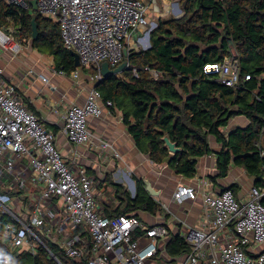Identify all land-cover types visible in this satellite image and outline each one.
<instances>
[{
  "label": "built area",
  "instance_id": "built-area-1",
  "mask_svg": "<svg viewBox=\"0 0 264 264\" xmlns=\"http://www.w3.org/2000/svg\"><path fill=\"white\" fill-rule=\"evenodd\" d=\"M4 1L26 9L31 5V0ZM148 8L145 0H37V10L59 24L65 46L79 54L80 65L97 69L91 76L94 83L103 79L105 61L116 67L123 61L124 48L133 49L129 41L140 39V33L148 30ZM176 9L182 13L175 17H181L183 10ZM11 40L0 29V45L17 51L18 44L8 45ZM204 72L216 75L220 83L237 86L241 77L237 53L206 64ZM28 73L34 75L33 70ZM150 74L159 75L156 70ZM71 75L78 78L79 70ZM249 78L246 75L243 80ZM113 105L111 100L104 102L93 87L85 103L52 111L61 118V131L71 144L92 147L95 135L89 119ZM98 143L102 148L108 145ZM115 157L120 155L115 153ZM98 182L85 166L67 160L57 132L29 108L18 86L0 68V243L10 247L0 250V264H19L22 253L35 258L40 247L63 264L43 237L69 257L87 256L88 264H174L166 253L169 227L134 215H106L95 190ZM197 192L182 184L173 198L192 199ZM202 198L206 222L180 229L179 235L192 249L178 264H264V252L252 255L248 249L253 243L264 244V182L252 185L240 199L228 187L220 192L202 191ZM162 209L169 212L165 203ZM137 230L142 235L134 238Z\"/></svg>",
  "mask_w": 264,
  "mask_h": 264
},
{
  "label": "trees",
  "instance_id": "trees-1",
  "mask_svg": "<svg viewBox=\"0 0 264 264\" xmlns=\"http://www.w3.org/2000/svg\"><path fill=\"white\" fill-rule=\"evenodd\" d=\"M179 1L183 15L159 20L150 33V47L131 49L123 58L129 67L122 75H107L96 83V88L104 102L111 100V108L122 111L136 145L154 163L167 164L175 173L193 177L198 159L216 153L218 172L213 180L226 177L234 162L246 168L257 185L262 184L264 0ZM33 19L39 30L36 39L32 38ZM10 26L30 39L34 49L52 56L57 71L70 74L80 68L75 65L72 49L65 46L59 24L32 5L26 9L0 0V29L7 31ZM232 50L237 53L241 73L237 86L220 83L216 75L204 72L206 64L224 61ZM81 68L97 73L95 67ZM150 70H156L158 77L153 78ZM246 75L250 78L243 80ZM238 115L246 116L249 124L226 134L223 128ZM165 136L179 151H170ZM210 136L220 144L218 150L211 147ZM134 178V196L122 184L113 182L111 174L100 181L104 187L113 186L120 201L116 208L104 204L106 215H134L141 220L140 212L162 213V204L149 194L141 179ZM233 186L228 188L234 192ZM141 235L142 231L137 230L134 238ZM49 247L63 264H88L87 256L69 257L59 246ZM191 249L183 237L170 233L166 253L173 262ZM0 250L9 251L10 247L0 243ZM18 258L19 264L26 262L22 258L35 264H58L44 247L39 248L35 258L27 253Z\"/></svg>",
  "mask_w": 264,
  "mask_h": 264
},
{
  "label": "crops",
  "instance_id": "crops-1",
  "mask_svg": "<svg viewBox=\"0 0 264 264\" xmlns=\"http://www.w3.org/2000/svg\"><path fill=\"white\" fill-rule=\"evenodd\" d=\"M133 44L131 42L129 46L134 48ZM27 66L29 65L23 58L12 54L0 45V68L3 70L4 77L18 86L29 108L57 132L59 147L67 160L75 166H85L88 173L99 181L98 187L102 189L97 193L98 196L102 194L100 191L110 192L114 202L113 208L119 206L120 201L114 195V187L100 185L101 180L111 174L113 182L122 184L131 194L136 189L134 177L144 182L147 191L145 181H148L154 189V193L151 194L148 191L149 194L161 204H167L169 212L163 210L158 215L140 212L139 217L150 224L165 223L171 233L179 234L182 227H199L206 222L207 212L203 204L202 191L212 189L220 192L234 185V194L240 199L247 194L252 185L256 184L254 177L248 174L246 168L237 166L234 162L231 163L226 177L213 180L212 177L218 172L216 153L198 159L197 174L193 177L177 174L167 164L154 163L149 155L143 153L136 145L128 126L124 123L122 111L111 107H104L100 116L89 119V128L95 135V144L92 147L71 144L61 131V118L52 110L58 108L63 111L71 103H85L89 91L96 87V83L93 82L94 84L89 86L85 81L80 82L79 77L72 76V73L64 75L56 70L53 72L44 70L39 73V69ZM30 69L36 74H29ZM42 75L49 81H43ZM82 76L86 79L87 75L82 73ZM248 124L249 119L246 116L238 115L229 121L223 131L227 134L235 127H245ZM99 141L107 142V147L102 148ZM210 145L214 150L220 148L214 136H210ZM115 153H118L120 157H115ZM207 182L213 185L209 186ZM182 184L190 185L198 190L196 197L183 201L174 200L173 193ZM108 201L105 200V203L112 206ZM169 238L170 235L168 240ZM143 240L141 239V242H144ZM248 249L252 255L264 252V244L253 243ZM184 255L177 257L174 264H178ZM156 264H162V262L157 261Z\"/></svg>",
  "mask_w": 264,
  "mask_h": 264
},
{
  "label": "rangeland",
  "instance_id": "rangeland-1",
  "mask_svg": "<svg viewBox=\"0 0 264 264\" xmlns=\"http://www.w3.org/2000/svg\"><path fill=\"white\" fill-rule=\"evenodd\" d=\"M145 2L149 7L148 8V17L150 20V25L148 27V30H146L143 33H140V35H139V37H141L140 39L132 38L129 41V43H131V42L134 43L133 44V47H134L133 50H135V51H141L143 49L149 48L150 33L158 25L159 20L165 19L166 17H170V16L175 17L177 14L182 13V11L181 12L178 11L176 13V10H177L176 7L177 6L179 9L182 10V7L180 5L179 0H177V1H175V0H145ZM17 31H18V29H15V27H13V26H10V28L7 31L4 30V32L8 36H10V38L12 39L8 45L10 46L13 44L14 45L18 44L19 49L17 51L16 50L14 51L12 48H5V49L6 50L8 49L12 54L18 55L20 58H23L25 60V63H27V65H29V66H27L28 68L33 67V68H37V70L39 69L40 70L39 73L44 72V70L46 72H48V71L53 72V70H56L53 57L45 55V54H41L37 49H34L31 46V40L28 39L27 37H24V35L23 36L20 35V33L17 34ZM232 52L236 53L235 50H232ZM77 67H80V68H78L79 73H80V76H79L80 82L85 81L87 84H89V86L94 84L93 81L91 80V76H93L94 74L82 72L83 69L81 67H85L83 65H79ZM87 68L88 69L89 68L94 69V66L89 65V66H87ZM30 70H32V69H30ZM82 73H83V75H87L86 79H84L85 77L82 76ZM34 74H36V73L34 72ZM120 75H122V74H119L118 76H120ZM128 174L131 176V174L129 172H128ZM101 189L97 185L95 190L98 193L99 190H101ZM100 192L102 194L100 196H97L98 201L105 204V200H107V201L109 200L110 202L109 201L108 202L110 203V205L113 206L114 202L112 201L113 199L110 195V192H105L104 190L100 191ZM43 238L51 247H53V245L45 237H43ZM54 250H56V249L54 248ZM59 252L60 251H58V253ZM48 255H49V257H52L49 252H48ZM58 255L60 256V254H58ZM22 260L26 261V262L29 261L28 259H25V258H22ZM23 264H24V262H23Z\"/></svg>",
  "mask_w": 264,
  "mask_h": 264
},
{
  "label": "water",
  "instance_id": "water-1",
  "mask_svg": "<svg viewBox=\"0 0 264 264\" xmlns=\"http://www.w3.org/2000/svg\"><path fill=\"white\" fill-rule=\"evenodd\" d=\"M31 4H32L33 8L35 10H37V0H31ZM32 24H33L32 38L36 39L38 37V35H39L38 25H37V23L35 22L34 19L32 21ZM149 47H150V45H149ZM129 51H130V49H128L127 47L124 48V55L128 56ZM71 53L74 56L75 65L79 66L80 65L79 54L76 51H74V50H72ZM128 66H129V62L128 61L122 62L117 67H111L110 63L108 61H105L102 64V74H103L104 77L107 76V75H119L126 68H128ZM164 140H165L167 146L169 147V149H170V151L172 153H176L177 151H179V148L173 142H171V140L169 139L168 136H165ZM145 182H146L148 191L151 194H153L154 193L153 187L150 185V183L148 181H145ZM134 195H135V191L133 190L132 196H134Z\"/></svg>",
  "mask_w": 264,
  "mask_h": 264
}]
</instances>
